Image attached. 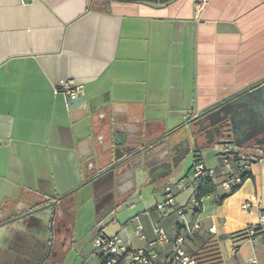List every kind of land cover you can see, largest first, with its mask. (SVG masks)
<instances>
[{
	"label": "crops",
	"instance_id": "0c3cea01",
	"mask_svg": "<svg viewBox=\"0 0 264 264\" xmlns=\"http://www.w3.org/2000/svg\"><path fill=\"white\" fill-rule=\"evenodd\" d=\"M195 1L0 0V264H46L45 236L75 242L73 209L86 201L98 225L112 216L114 236L161 260L173 247L154 229L173 240L200 221L191 255L264 264V127L222 138L194 125L264 80V0H210L200 14ZM67 82L83 87L81 106L60 90ZM222 142L251 160L236 190L223 185ZM197 156L217 172L199 206L177 190ZM168 187L175 206L163 209Z\"/></svg>",
	"mask_w": 264,
	"mask_h": 264
},
{
	"label": "built area",
	"instance_id": "2783aa9c",
	"mask_svg": "<svg viewBox=\"0 0 264 264\" xmlns=\"http://www.w3.org/2000/svg\"><path fill=\"white\" fill-rule=\"evenodd\" d=\"M209 2L210 0H196L195 7L197 13L200 14ZM82 88V86H71V83L67 82L61 85L60 90L69 98L75 99ZM220 150L223 166L226 168L223 185L233 190L242 184V176L246 173L251 160L244 155H239L232 151L227 143L222 142L220 144ZM192 172L193 180L191 184L187 185L184 182H180L177 185V190L182 192L191 188L193 192L191 204L199 206V200L195 197L199 183L206 178L214 180L217 177V172L215 169L208 168L204 163H196L193 166ZM174 206L175 192L171 187H168L166 189L165 200L160 207L166 209L173 208ZM242 209H248V205L243 206ZM178 215L183 220L186 215L185 210H179ZM199 230H202V224L200 221H196L192 226L186 227L185 235L171 240L163 229H154L157 243L161 245L170 244L173 247L170 254L163 260L159 259L157 255L150 251L135 250L133 247L123 243L119 236H105L98 229L94 230L92 246L94 255L99 258L100 264H205L199 257L191 255L186 250V244L189 238L193 237L194 233ZM210 232L215 233V229H210ZM247 232L251 239H254L257 235L256 228H249ZM135 235L140 239L145 237L144 228L141 225L137 226Z\"/></svg>",
	"mask_w": 264,
	"mask_h": 264
},
{
	"label": "water",
	"instance_id": "95a60500",
	"mask_svg": "<svg viewBox=\"0 0 264 264\" xmlns=\"http://www.w3.org/2000/svg\"><path fill=\"white\" fill-rule=\"evenodd\" d=\"M79 93L75 99L70 98L71 107L85 102ZM194 125L205 124L204 130L213 132L222 138H231L239 129H255L264 127V80L252 84L233 96L217 103L204 111L196 119ZM168 148H171L168 144ZM43 264V263H42Z\"/></svg>",
	"mask_w": 264,
	"mask_h": 264
},
{
	"label": "rangeland",
	"instance_id": "374dc122",
	"mask_svg": "<svg viewBox=\"0 0 264 264\" xmlns=\"http://www.w3.org/2000/svg\"><path fill=\"white\" fill-rule=\"evenodd\" d=\"M197 149V145L192 143L191 155L186 157L184 166L187 168L192 165L193 153ZM204 156L210 158H218V154L214 150L204 149ZM207 153V154H206ZM176 193V192H175ZM164 200L160 203L162 204ZM73 212L77 214L76 220L71 227L76 226L77 237L76 241L73 242L72 236L69 239H64L63 242L60 241L61 236H55L52 234L46 235V239L49 241V251L46 257V264H96V259L94 257V250L92 242L94 240L91 235L92 230L98 229V226L104 227L107 234L114 236L121 230V226L113 223V217L110 216L103 220L100 224L99 218L96 216V210L92 202L86 201L85 203H80L77 208L73 209ZM122 236H125L124 232H121ZM34 245L33 241L31 243Z\"/></svg>",
	"mask_w": 264,
	"mask_h": 264
},
{
	"label": "trees",
	"instance_id": "16d2710c",
	"mask_svg": "<svg viewBox=\"0 0 264 264\" xmlns=\"http://www.w3.org/2000/svg\"><path fill=\"white\" fill-rule=\"evenodd\" d=\"M118 1H139V0H118ZM152 1H154V2H156V3L166 4V3L169 2L170 0H152ZM196 163H202V161H201V159H200L199 156L196 157V160H195L194 165H195ZM194 165H193V166H194ZM248 176H249V174H244V175L242 176L243 181H244L246 178H248ZM238 187H239V186H238ZM238 187L234 188L233 190H236ZM214 190H215V185H214V183H213V180L210 179V178H206V179L202 180V181L199 183L198 187H197V197H198V199H201V198H203V197H205V196H207V195L212 194V193L214 192Z\"/></svg>",
	"mask_w": 264,
	"mask_h": 264
}]
</instances>
